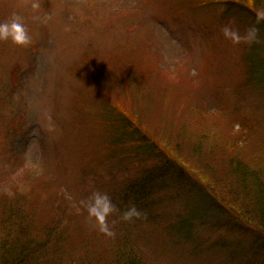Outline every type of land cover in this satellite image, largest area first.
<instances>
[{
	"label": "rangeland",
	"instance_id": "obj_1",
	"mask_svg": "<svg viewBox=\"0 0 264 264\" xmlns=\"http://www.w3.org/2000/svg\"><path fill=\"white\" fill-rule=\"evenodd\" d=\"M34 2L38 9L32 8ZM192 3L0 0V21L13 12L20 14L31 37L28 46L0 41L2 207L24 196L39 220L65 230V246L73 253L96 252L108 245L111 237L100 230L87 203L96 192L119 199L125 185L136 180L141 164L133 157L122 161L106 156L102 144L106 132L101 126L103 120L110 123L106 108L111 104L104 98L101 106L97 97V108L93 103L98 94L111 99L125 93L136 97L137 113L144 119L140 126L155 136L175 135L181 142L178 146L159 140L183 160L191 142L203 136L201 159L210 162L234 139L233 133L240 137L241 131H233L240 117L249 116L255 144L243 148L251 164L247 170L260 167L264 174V97L255 91H245L243 97L229 92L233 77H247L243 55L249 42L241 51L222 31L227 25L243 36L247 24L242 21L247 18L255 24L254 20L246 11L223 15L220 4L198 8ZM45 16H50L46 22ZM151 66L157 71L156 80L150 75L140 86L142 97L134 96L135 81L142 79L140 69ZM187 70L195 82L167 85L169 76L177 83L173 75ZM114 102L116 107L121 100ZM251 126L246 130L250 132ZM210 144L213 152H208ZM199 159L196 166L185 161L198 179L191 175L187 183L175 178L156 184L148 203L152 218L127 224L137 249L149 264H264V240L212 206L213 195L224 196L221 190L232 186L223 163H215L213 172L203 175ZM209 177L212 190L197 181ZM149 179L141 181L146 184ZM117 209L115 219L124 211ZM194 213L190 233L180 232V223L187 228L184 221ZM111 220L112 215L108 225L113 231Z\"/></svg>",
	"mask_w": 264,
	"mask_h": 264
},
{
	"label": "trees",
	"instance_id": "obj_2",
	"mask_svg": "<svg viewBox=\"0 0 264 264\" xmlns=\"http://www.w3.org/2000/svg\"><path fill=\"white\" fill-rule=\"evenodd\" d=\"M191 1L193 2L192 5L198 8L220 4L223 6V15L244 11L250 14L254 20L252 22L255 24H250V21L246 20L247 18L244 19L242 23L247 24L244 31L246 33L250 27L255 26L259 29L258 37L254 42L246 46L245 54L243 55L244 62L247 65V77L245 80H236L233 77L234 80L229 83V92L233 97H243L245 91H255L259 94L258 97H264V0ZM245 43L241 41L237 44V47L243 51ZM140 71L142 79L135 81L137 84L134 91V96L138 97H142L143 94V91H140V86L147 83L146 80L150 75H153V81L156 80L157 75V71L153 66L149 67L147 71L142 68ZM185 73L184 75H173V77H176L177 83H173L169 76L167 85L191 84L195 82V77L189 70ZM137 77L140 76L135 78ZM95 93H97L96 90ZM127 94L120 95L116 99L105 97L102 94L95 95L96 98H101V106L105 103L104 98H108L111 104L110 106L106 102L110 106L106 108V116L110 119V123L107 125V122L103 120V126H101V131L105 128L106 132L102 143L106 156L116 157L122 161L128 157H133L136 162L141 164V171L137 174L136 180L125 185L120 198L115 199L114 195L110 198L116 207L124 210L131 205H135L140 210L141 216L133 220H150L152 214L149 208L152 203H148L152 200L156 184L158 186V184L175 178L179 182L182 180L185 183L189 182L187 181L188 177L191 179L192 176L195 179L199 178L191 170V166H196V161L199 158L202 161L200 146L204 138L199 136L195 141L191 142L190 152L183 160L178 157L174 148L172 149L159 140V138H162L171 145L178 146L181 142L176 140L175 135L173 138L155 136L153 133L151 134L150 128H147L148 131H146L144 127L140 126L144 119L141 113H137V99L133 96L129 97ZM122 96L127 98L123 99L124 97ZM182 96L188 97V95L184 94ZM114 100L119 102L121 100V103L115 107ZM93 104L100 108L98 98L97 103ZM186 110L189 112L191 107L189 108L187 105ZM232 118H235L234 115H232ZM249 118V116L240 117L237 130L233 131L231 124V126L229 125L230 127L227 126L233 132L239 133L241 131L240 137L238 138L233 133L231 136H234V139L223 146L220 153L212 156L210 162L202 161L199 171L203 175H207L208 172H213L215 163H223L221 167L225 176L232 178V186L221 190L224 196L213 195L216 204L213 202L212 206L214 207L215 205L218 210H222L225 216L228 215L237 219L242 225L252 229L264 240V174L260 167L254 169H259L257 173L254 170H247L251 164L243 154V148L246 143L255 144L254 127L251 126ZM258 123L257 126H262V123ZM248 126H251L249 128L250 132L246 130ZM213 149V144H210L208 152H213ZM185 161L191 166L186 164ZM152 163L155 165L151 166ZM138 176L141 177L138 178ZM145 176L150 178L146 181V184L141 181ZM209 179L210 177L197 181L206 189H211L212 185L208 183ZM146 196L147 199L149 198L148 202L144 201ZM21 197L5 202L3 204L5 207L0 205V264H149L144 258L142 251L137 249L139 247L134 243V239L130 234L131 231L127 228V224L130 221L126 222L121 218V213L123 212L118 213L116 219L115 212L111 214V226L114 235L110 236L111 239L106 247L100 248L96 252L88 250L86 253L81 252L82 254L73 253L65 246V230L62 231L59 226L56 228V225L39 220L28 201L23 199L24 196ZM237 199H240L243 203L236 201ZM195 214L189 217L188 222L186 221L187 224L184 221L187 228L183 227L182 222L180 223V227H178L180 232L185 231L184 234L190 233V220L195 219Z\"/></svg>",
	"mask_w": 264,
	"mask_h": 264
},
{
	"label": "clouds",
	"instance_id": "obj_3",
	"mask_svg": "<svg viewBox=\"0 0 264 264\" xmlns=\"http://www.w3.org/2000/svg\"><path fill=\"white\" fill-rule=\"evenodd\" d=\"M39 3H33L32 8L38 9ZM35 20H40V16H35ZM50 16H45L43 20L46 22ZM225 38L230 39L234 44H239L241 41L254 42L259 33V29L255 26L250 27L242 36L238 31L233 30L230 26H225L223 29ZM0 41H11L17 46H28L31 44V37L23 22L20 14L13 12L7 20L0 21ZM89 214L96 218L100 225V230L106 235H114L108 225V217L118 211L115 204L107 194L96 192L87 203ZM141 212L135 205L129 206L122 213V219L126 222L132 221L134 218H139Z\"/></svg>",
	"mask_w": 264,
	"mask_h": 264
}]
</instances>
